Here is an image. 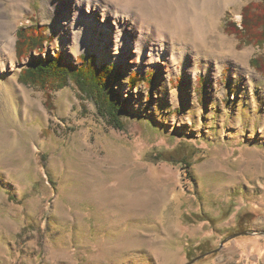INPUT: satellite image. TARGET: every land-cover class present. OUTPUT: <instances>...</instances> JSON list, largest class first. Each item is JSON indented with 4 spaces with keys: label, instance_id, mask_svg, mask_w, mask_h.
<instances>
[{
    "label": "rangeland",
    "instance_id": "374dc122",
    "mask_svg": "<svg viewBox=\"0 0 264 264\" xmlns=\"http://www.w3.org/2000/svg\"><path fill=\"white\" fill-rule=\"evenodd\" d=\"M105 1L153 30L166 58L136 61L116 33L85 45L63 33L48 0L7 11L16 42L0 71V264H186L202 254L193 264H264V76L251 62L264 46L229 24L243 28L245 7L262 0H223L212 12L196 0ZM33 23L54 34L34 57L96 54L120 67L127 130L74 83L52 91L50 111L45 91L20 81L32 58L19 59L17 33ZM147 71L153 85L130 84ZM180 141L205 155L191 173L155 158ZM244 231L254 233L221 246Z\"/></svg>",
    "mask_w": 264,
    "mask_h": 264
},
{
    "label": "trees",
    "instance_id": "16d2710c",
    "mask_svg": "<svg viewBox=\"0 0 264 264\" xmlns=\"http://www.w3.org/2000/svg\"><path fill=\"white\" fill-rule=\"evenodd\" d=\"M230 30L248 43L264 46V0L252 2L243 11L241 28L236 21L230 20ZM17 54L19 59L32 58L34 54L43 56L47 53V44L54 39V34L48 35L46 27L39 24L23 25L18 33ZM254 67L264 76V55L251 59ZM154 72V71H153ZM145 75L132 73L130 84L136 86L140 81L153 85L156 74ZM139 77V81L134 79ZM20 81L45 91L46 106L54 111L53 92L74 83L80 98L92 100L96 104L98 114L108 120L109 124L120 130H127V116L130 115L124 97L118 91V85L124 79V73L115 63H98L96 54H81L78 61L67 59L63 51L47 54L46 57L30 60L21 70ZM155 156V155H154ZM203 150L187 141H180L171 152L161 151L156 154V160L180 163L191 173L195 162L203 159ZM198 220V219H196ZM203 220L199 219L198 221Z\"/></svg>",
    "mask_w": 264,
    "mask_h": 264
},
{
    "label": "bare ground",
    "instance_id": "6f19581e",
    "mask_svg": "<svg viewBox=\"0 0 264 264\" xmlns=\"http://www.w3.org/2000/svg\"><path fill=\"white\" fill-rule=\"evenodd\" d=\"M5 1L8 4L6 7L5 4L0 1V71L8 69L9 61L14 57L15 53L16 40L13 34L8 30L9 21L7 11L13 10L18 12L25 5V0ZM48 1L55 10L57 21L63 23V33H66L69 37L73 36L79 38L81 43L85 45L98 46V40L101 35H106L110 39L111 33H116L115 39L112 41L115 40L116 44L123 45L127 55L131 56V58L136 57L134 60L142 62L148 59L150 62H153L154 59L160 61L162 58H166L165 55L168 47L165 43H160L158 39L154 38V31L151 29L150 31L141 30L136 19L125 11L121 12L115 10L109 1ZM196 1L198 2L197 4H199V8H207L212 12L216 8V5L223 0ZM198 17H201V14L197 16V14L188 12L184 15V18L190 20V22H195ZM62 20L64 21L62 22ZM202 31L204 32V30ZM125 45L127 46L125 47ZM157 45L161 47H157Z\"/></svg>",
    "mask_w": 264,
    "mask_h": 264
},
{
    "label": "water",
    "instance_id": "95a60500",
    "mask_svg": "<svg viewBox=\"0 0 264 264\" xmlns=\"http://www.w3.org/2000/svg\"><path fill=\"white\" fill-rule=\"evenodd\" d=\"M36 57H34V55L32 56V60L33 59H35ZM254 232H251V231H244V232H240V233H236V234H234V235H232V236H230V237H227L226 239H224V241L221 243V246H223L224 245V243L226 242V241H228L230 238H232V237H236V236H238V235H241V234H253ZM206 254H202V255H200V256H197L196 258H194V259H192L191 261H189L188 263H186V264H193L194 262H196V261H198V260H200L202 257H204Z\"/></svg>",
    "mask_w": 264,
    "mask_h": 264
}]
</instances>
